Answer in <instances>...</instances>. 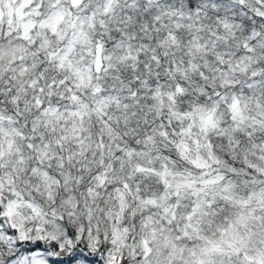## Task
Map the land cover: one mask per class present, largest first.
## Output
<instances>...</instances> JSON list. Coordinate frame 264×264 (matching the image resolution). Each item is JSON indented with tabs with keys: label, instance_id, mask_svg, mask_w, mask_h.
Segmentation results:
<instances>
[{
	"label": "trees",
	"instance_id": "1",
	"mask_svg": "<svg viewBox=\"0 0 264 264\" xmlns=\"http://www.w3.org/2000/svg\"><path fill=\"white\" fill-rule=\"evenodd\" d=\"M22 2L0 264H264V0Z\"/></svg>",
	"mask_w": 264,
	"mask_h": 264
},
{
	"label": "water",
	"instance_id": "2",
	"mask_svg": "<svg viewBox=\"0 0 264 264\" xmlns=\"http://www.w3.org/2000/svg\"><path fill=\"white\" fill-rule=\"evenodd\" d=\"M103 66L102 46L98 44L96 49L95 69L99 72Z\"/></svg>",
	"mask_w": 264,
	"mask_h": 264
},
{
	"label": "rangeland",
	"instance_id": "3",
	"mask_svg": "<svg viewBox=\"0 0 264 264\" xmlns=\"http://www.w3.org/2000/svg\"><path fill=\"white\" fill-rule=\"evenodd\" d=\"M31 1L32 0H23V2L19 5V7L17 8V11L18 12H24V13H26V10H25V8L28 6V5H30V3H31ZM81 0H73V2L74 3H78V2H80ZM31 25H30V23L29 22H26V23H24V25H23V28H29Z\"/></svg>",
	"mask_w": 264,
	"mask_h": 264
}]
</instances>
